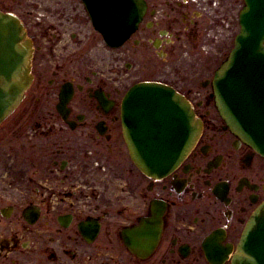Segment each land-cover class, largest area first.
<instances>
[{
	"label": "flooded vegetation",
	"instance_id": "obj_1",
	"mask_svg": "<svg viewBox=\"0 0 264 264\" xmlns=\"http://www.w3.org/2000/svg\"><path fill=\"white\" fill-rule=\"evenodd\" d=\"M142 2L110 47L90 17L98 0H0L32 50L31 85L0 122V264H231L264 203V157L230 131L211 86L244 0ZM144 83L171 88L201 124L161 179L124 137L125 96Z\"/></svg>",
	"mask_w": 264,
	"mask_h": 264
},
{
	"label": "water",
	"instance_id": "obj_2",
	"mask_svg": "<svg viewBox=\"0 0 264 264\" xmlns=\"http://www.w3.org/2000/svg\"><path fill=\"white\" fill-rule=\"evenodd\" d=\"M94 26L109 46H120L144 12L141 0H99ZM240 31L215 71L217 109L230 131L264 156V0H244ZM31 46L23 26L0 12V122L31 83ZM124 137L136 167L152 179L169 175L189 154L201 132L190 105L171 88L145 83L131 88L122 109ZM231 264H264V203L249 218Z\"/></svg>",
	"mask_w": 264,
	"mask_h": 264
}]
</instances>
